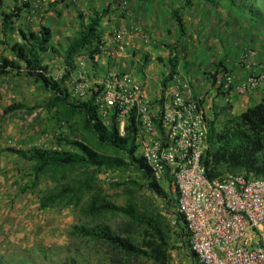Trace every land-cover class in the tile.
<instances>
[{
    "label": "rangeland",
    "instance_id": "rangeland-1",
    "mask_svg": "<svg viewBox=\"0 0 264 264\" xmlns=\"http://www.w3.org/2000/svg\"><path fill=\"white\" fill-rule=\"evenodd\" d=\"M189 1L187 5L183 0H0V61L15 60L10 48L21 42L19 31L36 33L44 26L51 33L50 48L46 53H38L37 58L47 67L46 76L60 81L67 70L62 55L68 41L79 31V24L86 23L94 12L106 11L99 27L101 42L96 56L91 59L85 54L74 58L73 69L65 82L68 100L92 103V95L108 71L134 77L132 70L138 62L134 60L137 51L134 47L147 44L153 55L146 53L140 62L143 66L150 62L156 65L155 87L159 93L156 105L161 106L167 84L176 76L187 86L190 96L204 101L207 96L208 130L212 127L219 130L249 106H239L233 112L226 95L229 91L217 85L221 80L220 70L233 74L234 85L250 74L264 77V26L252 22L244 9L230 7L226 2ZM25 2L29 8L21 11L17 19H11L2 31V15L16 13V8ZM174 9L179 10L182 18L184 36L179 35L170 15ZM134 27L141 28L149 42L133 37L138 39L133 41L134 45L132 42L128 51L117 55L111 42L114 30ZM248 51L254 55L246 68L243 56ZM172 59L177 61V67L163 86ZM19 66L18 71L6 70L0 75V264H112L114 255L109 249L91 240L70 236L71 229L105 224L123 238L133 232L132 237L140 242L148 236L144 227L133 225L121 214H106L94 220L87 217L82 208L88 193L83 194L77 205L63 201L41 208L40 201L46 194L79 180L80 172H49L31 188L32 163L9 150H68L59 142L69 138L101 154L113 155V152L99 147L95 138L83 130L80 116L69 115L59 107L48 108L52 95L27 75L22 63ZM79 74L86 78L81 97L75 92L82 82ZM212 90L215 96L210 95ZM245 97L251 99L252 94ZM256 103L252 101L250 105ZM227 174L232 173L219 177ZM143 178L133 167L101 170L95 175V183L112 204L131 206L137 216L160 226L167 244L166 264H194L187 253L174 205L152 193ZM159 185L168 191L169 184ZM122 259L124 264H154L144 257L125 259L123 256Z\"/></svg>",
    "mask_w": 264,
    "mask_h": 264
},
{
    "label": "trees",
    "instance_id": "trees-1",
    "mask_svg": "<svg viewBox=\"0 0 264 264\" xmlns=\"http://www.w3.org/2000/svg\"><path fill=\"white\" fill-rule=\"evenodd\" d=\"M207 1L213 4L226 2L230 7L238 10L244 9L252 22L264 26V0ZM183 2L187 5L190 3L189 0H183ZM236 2L238 3L236 4ZM28 8L29 5L25 2L21 8H16V13L3 14L2 31H5L11 19H17L20 12ZM105 15L106 11L94 12L86 23L79 24V31L75 37L68 41L64 49L62 56L67 70L60 81L46 76L47 67L42 66L41 60L37 58L38 53H46L50 48L51 33L44 26H41L36 33L19 31L21 42L15 43L10 48L15 60L2 59L0 75L6 70H20L19 65L22 63L27 70V75L31 76L35 82L40 83L41 87L52 95L47 107H59L69 115L80 116L83 130L95 138L99 147L112 151L113 155L98 153L87 144L69 138H64L59 142L68 150L33 148L28 152L9 151L32 163L31 188L36 187L38 179L49 172L63 173L74 170L80 172L82 177L79 180L71 185L61 186L54 193L46 194L40 201L41 208H50L63 201L68 205H77L83 194L88 193L89 198L82 208L87 217L94 220L106 214H121L126 216L133 225L144 227V232L148 235L140 242H136L132 237L133 232L123 238L115 234L109 226L98 224L91 227L74 226L69 233L70 236L88 239L105 246L114 255L112 264H124L123 256L125 259L144 257L154 264H166L168 262L167 244L160 226L143 216H137L136 210L131 206L123 208L109 202L103 195L102 189L95 183V175L101 170H126L133 167L144 177L147 188L166 201H169L171 196L170 182H167L169 184L168 191H163L160 183L152 178L143 160L136 155L137 146L133 121H130L125 128L124 135L121 136L118 132L117 121L113 119L110 126L104 125L97 119L95 108L90 101L83 103L68 100L65 82L70 77L74 58L85 54L91 59L96 56L101 42L99 27ZM170 15L179 35L184 36L185 30L179 10H171ZM176 67L177 61L170 60L168 78L162 82L163 86L172 78ZM201 164L205 169L206 177L210 180L225 173H243L247 176L264 177V97L241 112L236 118L224 123L219 130L214 127L208 130L206 149L201 157ZM182 232L187 253L194 261L185 239L183 227ZM16 264L28 263L19 262Z\"/></svg>",
    "mask_w": 264,
    "mask_h": 264
},
{
    "label": "built area",
    "instance_id": "built-area-1",
    "mask_svg": "<svg viewBox=\"0 0 264 264\" xmlns=\"http://www.w3.org/2000/svg\"><path fill=\"white\" fill-rule=\"evenodd\" d=\"M148 43L141 28L115 29L111 42L116 54H124L135 38ZM254 55L248 51L243 64ZM75 92L84 96L85 76ZM217 85L223 91L246 96L264 83L250 74L234 85V76L220 70ZM176 76L167 84L160 107L147 98L144 87L129 74L108 71L92 95L97 119L108 125L114 119L125 133L133 121L136 155L152 178L171 184L170 201L184 229L194 264H264V177L243 173L208 179L201 164L208 126L201 99L190 96ZM232 88V89H231Z\"/></svg>",
    "mask_w": 264,
    "mask_h": 264
},
{
    "label": "crops",
    "instance_id": "crops-1",
    "mask_svg": "<svg viewBox=\"0 0 264 264\" xmlns=\"http://www.w3.org/2000/svg\"><path fill=\"white\" fill-rule=\"evenodd\" d=\"M158 21V20H157ZM158 24V23H157ZM1 27H2V22H1ZM138 40V39H134L133 41ZM134 45V42H133ZM134 49H137L135 53V61H138L137 64L134 65V70H132V72H134V78L135 80H137L138 83L142 84L144 87V91L145 94L147 96V98L153 103V105L156 107V101L158 100V96L159 93L156 90V81L158 80V78H156V65L153 62H150L149 65H145L143 66L142 63L140 62L142 56L146 55V53L152 54L153 52L148 48L147 44L146 46H138L134 47ZM133 60V61H134ZM145 60V59H144ZM124 66V65H122ZM136 72V73H135ZM210 86V85H209ZM215 91H211L210 95L211 96H215L216 93H214ZM196 94V93H195ZM227 97L231 103L232 106V110L233 112L240 106L242 107L243 105L247 104L249 106L247 107H251V103L252 101L254 102H258L260 99H262L264 97V88H262V86H260L258 88V90H256L254 93H252V97L251 99H248L245 96L239 95L237 94L235 91H229L227 94ZM210 96V98H211ZM207 96L205 97V101L201 100V106L204 112L205 117H207L210 112H209V103ZM247 107L245 108V110L247 109ZM243 110V111H245Z\"/></svg>",
    "mask_w": 264,
    "mask_h": 264
}]
</instances>
